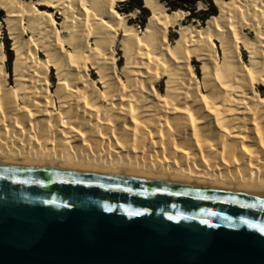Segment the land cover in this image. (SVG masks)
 <instances>
[{
	"label": "bare ground",
	"instance_id": "obj_1",
	"mask_svg": "<svg viewBox=\"0 0 264 264\" xmlns=\"http://www.w3.org/2000/svg\"><path fill=\"white\" fill-rule=\"evenodd\" d=\"M126 1L0 0V163L264 190V0Z\"/></svg>",
	"mask_w": 264,
	"mask_h": 264
},
{
	"label": "water",
	"instance_id": "obj_2",
	"mask_svg": "<svg viewBox=\"0 0 264 264\" xmlns=\"http://www.w3.org/2000/svg\"><path fill=\"white\" fill-rule=\"evenodd\" d=\"M0 264H264V190L0 163Z\"/></svg>",
	"mask_w": 264,
	"mask_h": 264
},
{
	"label": "rangeland",
	"instance_id": "obj_3",
	"mask_svg": "<svg viewBox=\"0 0 264 264\" xmlns=\"http://www.w3.org/2000/svg\"><path fill=\"white\" fill-rule=\"evenodd\" d=\"M214 4V2H213ZM122 9L121 11H123L124 9L127 8V4H123L122 3ZM215 5V4H214ZM119 9V8H118ZM196 9H197V12H201V11H206L208 10V6L206 5V7L202 10H199V7L196 5ZM120 10V9H119ZM219 13V11H218ZM150 15V12L147 10V12H143L141 13V11H139L138 15H137V18L134 19V21L132 23H134L135 25H137V27L142 30L144 28V25L147 21V18L148 16ZM5 16V13L3 11H0V20H2V18ZM201 22V21H199ZM205 23V22H204ZM201 22V24H204ZM254 36V34H252ZM178 37V35L176 33H174L173 31L170 32V35H169V40L171 41V43ZM3 41V43L5 44V52L7 54L6 56V64H7V71H8V68L10 69V75H9V72H8V80H9V84H12V64H13V61L15 59V54L14 52L12 51V42L8 39V34H7V31H6V25H3V35H2V39H1V42ZM217 46L218 48L220 47V45L217 43ZM114 50L116 51L118 57H119V63H118V74L120 75V70L122 68V66L124 65V59H122V52L120 51V47H119V44L116 43L114 45ZM219 53L222 55L221 51H220V48H219ZM240 55L243 59V62L244 63H247L248 62V54L242 50H240ZM196 69H197V73L199 74V78L201 79L202 78V75H201V65L200 63H194ZM121 76V75H120ZM10 77V78H9ZM93 78H98L97 75L93 74L92 75ZM50 78H51V82H52V90H54V87L56 86L57 84V78H56V75H55V71L53 70L52 74L50 75ZM165 90V81H163L162 83H160V88H159V91L160 92H164ZM259 91H261L259 89Z\"/></svg>",
	"mask_w": 264,
	"mask_h": 264
},
{
	"label": "trees",
	"instance_id": "obj_4",
	"mask_svg": "<svg viewBox=\"0 0 264 264\" xmlns=\"http://www.w3.org/2000/svg\"><path fill=\"white\" fill-rule=\"evenodd\" d=\"M160 1H162L170 11L183 9L184 11L189 12L190 15L188 16V21H196V22L201 21L202 23H204L210 17L216 16L218 14L217 7L213 4L212 0H160ZM200 1L204 2L208 6V10L197 12L196 5ZM123 4H127V8L123 10L125 13H131L135 10L141 11V13L147 12V9L144 8L143 0H127ZM2 45L5 49V44L3 43V41H2ZM8 72L10 75L11 71L9 68H8Z\"/></svg>",
	"mask_w": 264,
	"mask_h": 264
}]
</instances>
